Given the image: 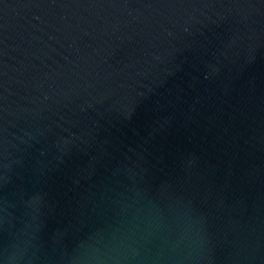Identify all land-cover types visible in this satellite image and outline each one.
<instances>
[{
  "label": "water",
  "instance_id": "95a60500",
  "mask_svg": "<svg viewBox=\"0 0 264 264\" xmlns=\"http://www.w3.org/2000/svg\"><path fill=\"white\" fill-rule=\"evenodd\" d=\"M177 213L264 264V0H0V249L150 255Z\"/></svg>",
  "mask_w": 264,
  "mask_h": 264
},
{
  "label": "clouds",
  "instance_id": "9594fccd",
  "mask_svg": "<svg viewBox=\"0 0 264 264\" xmlns=\"http://www.w3.org/2000/svg\"><path fill=\"white\" fill-rule=\"evenodd\" d=\"M160 243L144 255L140 248L112 237L108 241H84L63 258V264H200L204 239L195 222L179 213L160 215L156 226ZM27 234L0 249V264H34L36 248Z\"/></svg>",
  "mask_w": 264,
  "mask_h": 264
}]
</instances>
